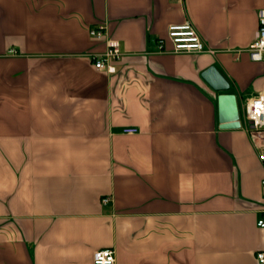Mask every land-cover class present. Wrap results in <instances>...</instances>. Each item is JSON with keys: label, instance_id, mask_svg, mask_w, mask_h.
I'll list each match as a JSON object with an SVG mask.
<instances>
[{"label": "crops", "instance_id": "0c3cea01", "mask_svg": "<svg viewBox=\"0 0 264 264\" xmlns=\"http://www.w3.org/2000/svg\"><path fill=\"white\" fill-rule=\"evenodd\" d=\"M263 4L0 0V264H92L99 248L114 264H264V162L217 103L233 93L239 118L264 92V52H248ZM186 19L212 52L158 50ZM100 23L114 72L93 65Z\"/></svg>", "mask_w": 264, "mask_h": 264}, {"label": "built area", "instance_id": "2783aa9c", "mask_svg": "<svg viewBox=\"0 0 264 264\" xmlns=\"http://www.w3.org/2000/svg\"><path fill=\"white\" fill-rule=\"evenodd\" d=\"M258 26L255 37L249 46V56L253 60L262 59L264 52V4L257 11ZM89 35L98 40L104 41V49L91 54L93 65L96 69L106 72L115 71V62L122 55L119 41L106 33L102 23L89 29ZM167 38L171 42V48L165 49L163 39L159 38L157 46L159 51H171L174 53L185 52H212L213 50L199 34L195 26L188 19L181 23L170 24L167 27ZM240 125L250 134L252 143L255 146L260 160L264 162V92L259 93L250 99H247L241 108L239 116ZM137 130L134 126H124L122 131L133 133ZM262 194L264 196V176L260 180ZM108 197L102 199L106 202ZM259 227H264V208L259 210V216L256 220ZM259 262L264 263V252H256ZM115 254L112 248L95 249L92 253V264H114Z\"/></svg>", "mask_w": 264, "mask_h": 264}, {"label": "water", "instance_id": "95a60500", "mask_svg": "<svg viewBox=\"0 0 264 264\" xmlns=\"http://www.w3.org/2000/svg\"><path fill=\"white\" fill-rule=\"evenodd\" d=\"M204 80L216 91L228 89V83L222 74L215 68L209 67L202 73ZM218 121L221 128H238V107L235 95L229 92H221L217 95Z\"/></svg>", "mask_w": 264, "mask_h": 264}]
</instances>
